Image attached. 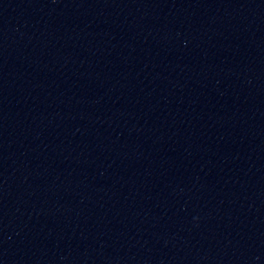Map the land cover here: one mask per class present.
Wrapping results in <instances>:
<instances>
[{
  "label": "water",
  "instance_id": "water-1",
  "mask_svg": "<svg viewBox=\"0 0 264 264\" xmlns=\"http://www.w3.org/2000/svg\"><path fill=\"white\" fill-rule=\"evenodd\" d=\"M0 264H264V0H0Z\"/></svg>",
  "mask_w": 264,
  "mask_h": 264
}]
</instances>
